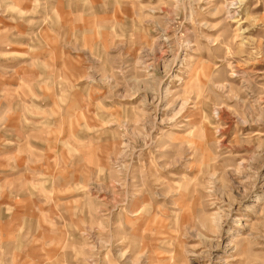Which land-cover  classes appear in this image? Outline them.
I'll use <instances>...</instances> for the list:
<instances>
[{
	"label": "rangeland",
	"instance_id": "374dc122",
	"mask_svg": "<svg viewBox=\"0 0 264 264\" xmlns=\"http://www.w3.org/2000/svg\"><path fill=\"white\" fill-rule=\"evenodd\" d=\"M0 264H264V0H0Z\"/></svg>",
	"mask_w": 264,
	"mask_h": 264
},
{
	"label": "bare ground",
	"instance_id": "6f19581e",
	"mask_svg": "<svg viewBox=\"0 0 264 264\" xmlns=\"http://www.w3.org/2000/svg\"><path fill=\"white\" fill-rule=\"evenodd\" d=\"M240 2V1H239ZM233 3V2H232ZM231 5V4H230ZM231 7V6H230ZM230 7L228 6L227 7V12H228V14L231 12V10H230ZM230 16H232V15H230Z\"/></svg>",
	"mask_w": 264,
	"mask_h": 264
}]
</instances>
